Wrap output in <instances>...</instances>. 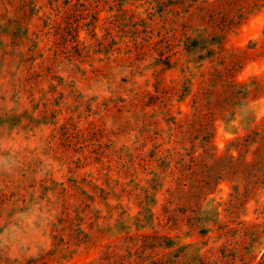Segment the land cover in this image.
<instances>
[{"label": "rangeland", "instance_id": "374dc122", "mask_svg": "<svg viewBox=\"0 0 264 264\" xmlns=\"http://www.w3.org/2000/svg\"><path fill=\"white\" fill-rule=\"evenodd\" d=\"M263 256L264 0H0V264Z\"/></svg>", "mask_w": 264, "mask_h": 264}, {"label": "trees", "instance_id": "16d2710c", "mask_svg": "<svg viewBox=\"0 0 264 264\" xmlns=\"http://www.w3.org/2000/svg\"><path fill=\"white\" fill-rule=\"evenodd\" d=\"M240 7V6H239ZM236 17L239 19V20H242L243 19V17H244V14H243V12H240V14L238 15V16H232V18H230L229 17V15H227V16H225V18L226 19H228V21L230 22V23H228L229 25H231V26H233V24H236ZM240 23H237L236 25H239ZM230 29V28H229ZM199 57V59L200 60H204V57L203 56H198ZM163 64H166L167 66H169L170 65V62H169V60H168V62H166V63H164V61L162 62ZM228 84V83H227ZM159 85H161V82H157V86H159ZM232 85L234 86V87H238L239 89L237 90V92L235 93L234 92V94H232V97H231V100H230V102H228V104H230L231 106L232 105H236V104H238V103H244L245 101H246V99L248 98V96H249V94H250V92H248V90H247V87L244 85V84H241V83H238V82H235V81H233L232 82ZM205 89V88H204ZM220 91V90H219ZM219 92H214L213 90H211V89H205L204 91H203V95L204 96H206V97H212L214 94H218ZM203 126H206L205 124L203 125ZM208 131H211V130H208ZM208 136L210 135V134H207ZM211 136V135H210ZM207 142H209V141H207ZM210 143V142H209ZM204 150H207L206 148H204ZM183 161V160H182ZM191 163H192V165L191 166H189L188 167V170L190 171V170H192L193 168H196L197 167V163H196V161H195V159L192 157L191 158ZM183 167V166H182ZM208 169H211V168H208ZM187 170V171H188ZM182 171H186V169L183 167V170ZM206 186L207 185H202V186H197L195 183L192 185V188L194 189V188H197V189H206ZM181 187H183V188H185L186 187V184H182V182H179L178 183V190L180 189L181 190ZM181 192H183L182 190H181ZM129 231V230H128ZM127 234H130V232H128ZM137 240H141V235H138L137 236V238H135V237H133V236H130L129 238H127L126 239V241L129 243L130 241H132L133 243H135L136 242V244H137ZM153 240H155V243H162V244H164L165 242H167V243H169V242H171L172 243V239L170 238V237H166V236H158V237H156V236H153ZM139 243V242H138ZM174 245H170V246H168V247H173ZM195 246L196 245H189V246H185L184 247V250H187L186 252H188V253H191L193 250H194V248H195ZM116 256V255H115ZM145 256V255H144ZM244 256H245V254H244ZM246 257V256H245ZM145 258L147 259V260H152L153 258L152 257H150V256H145ZM263 258H264V256H263ZM197 262L199 263V264H201V261H199V259L197 260Z\"/></svg>", "mask_w": 264, "mask_h": 264}]
</instances>
